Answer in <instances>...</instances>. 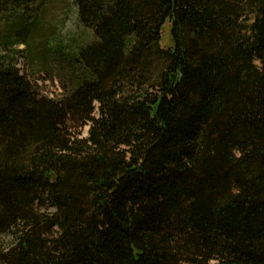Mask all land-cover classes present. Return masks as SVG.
Masks as SVG:
<instances>
[{"label":"trees","instance_id":"16d2710c","mask_svg":"<svg viewBox=\"0 0 264 264\" xmlns=\"http://www.w3.org/2000/svg\"><path fill=\"white\" fill-rule=\"evenodd\" d=\"M71 1L53 99L14 49L47 1L0 0V264H264V0Z\"/></svg>","mask_w":264,"mask_h":264},{"label":"rangeland","instance_id":"374dc122","mask_svg":"<svg viewBox=\"0 0 264 264\" xmlns=\"http://www.w3.org/2000/svg\"><path fill=\"white\" fill-rule=\"evenodd\" d=\"M45 14L38 20L36 28L30 30L22 43L14 49L24 51L19 57L18 67L42 95L60 99L64 94L60 76V65L53 56L57 45L79 47L95 40L93 31L81 26L77 21V9L71 0H46ZM36 12H30L34 15ZM11 19V18H10ZM33 18L27 20V24ZM24 23V22H22ZM23 24L20 26V29ZM171 24L164 25L161 46L171 48ZM9 20L0 15V38L9 34ZM89 127L81 130L82 137L88 136ZM42 211L53 212L54 208L46 202L41 206Z\"/></svg>","mask_w":264,"mask_h":264}]
</instances>
